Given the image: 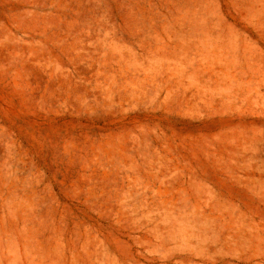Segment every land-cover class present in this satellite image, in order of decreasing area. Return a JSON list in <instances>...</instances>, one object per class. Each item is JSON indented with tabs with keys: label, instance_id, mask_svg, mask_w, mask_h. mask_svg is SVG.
I'll list each match as a JSON object with an SVG mask.
<instances>
[{
	"label": "rangeland",
	"instance_id": "obj_1",
	"mask_svg": "<svg viewBox=\"0 0 264 264\" xmlns=\"http://www.w3.org/2000/svg\"><path fill=\"white\" fill-rule=\"evenodd\" d=\"M0 264H264V0H0Z\"/></svg>",
	"mask_w": 264,
	"mask_h": 264
}]
</instances>
